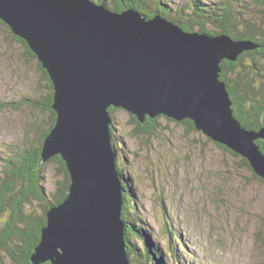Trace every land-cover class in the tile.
<instances>
[{
    "label": "water",
    "instance_id": "1",
    "mask_svg": "<svg viewBox=\"0 0 264 264\" xmlns=\"http://www.w3.org/2000/svg\"><path fill=\"white\" fill-rule=\"evenodd\" d=\"M0 21L24 40L53 83L56 125L40 165L61 156L66 200L47 212L32 264H131L121 212L110 108L142 124L191 120L210 140L246 159L264 181L263 127L235 117L222 63L258 46L185 32L161 16L114 12L92 0H0Z\"/></svg>",
    "mask_w": 264,
    "mask_h": 264
},
{
    "label": "rangeland",
    "instance_id": "2",
    "mask_svg": "<svg viewBox=\"0 0 264 264\" xmlns=\"http://www.w3.org/2000/svg\"><path fill=\"white\" fill-rule=\"evenodd\" d=\"M166 1L176 10L191 8L193 0ZM249 1L233 0L234 14L244 8L245 19L261 22L260 9ZM48 94L38 60L0 24V173L4 158L25 143L36 144L47 129L49 112L34 108L33 101L45 104ZM111 120L120 143L119 168L133 184L123 183L131 200L133 194L130 220L150 234L153 244L167 253L176 248L181 261L190 264H264V183L239 155L162 116L158 132L148 139L135 138L129 113L120 110ZM45 164L44 186L52 193L59 168Z\"/></svg>",
    "mask_w": 264,
    "mask_h": 264
},
{
    "label": "trees",
    "instance_id": "3",
    "mask_svg": "<svg viewBox=\"0 0 264 264\" xmlns=\"http://www.w3.org/2000/svg\"><path fill=\"white\" fill-rule=\"evenodd\" d=\"M103 5L111 11L122 12L126 9H134L147 19L161 16L169 22L179 25L185 32H199L212 37L226 35L233 40L250 41L258 47L250 52L243 53L236 62L224 61L222 63L221 79L227 85L233 102L235 117L242 126L248 130L258 131L263 127L264 116V0L255 1L262 21L254 23L252 19H245L242 10L234 14L233 0H221L219 4L209 6L202 0H193L191 8H179L174 10L166 0H92ZM240 7L245 3H240ZM0 24L7 27L2 21ZM8 28V27H7ZM9 29V28H8ZM11 32V30L9 29ZM12 33V32H11ZM14 36V35H13ZM18 41L27 51V54L37 60L36 56L27 46L26 42L19 37ZM39 69L49 84V94L45 104L33 101V107L45 109L49 112L47 129L41 131L40 139L36 144L25 143L24 147L12 151V154L3 159L0 173V263L8 258L10 264H32L30 256L41 238V231L47 224V212L63 203L70 193L71 180L66 164L61 156L52 158L49 162L55 163L59 168V180L56 189L49 193L44 186V169L46 164L40 165L43 144L51 130L56 125L57 114L53 110V85L48 73L38 62ZM10 106L9 104H7ZM121 109L110 108L109 114L113 115ZM136 125L133 131L135 138L148 139L158 132L161 127L157 117L148 118L145 124L140 123L130 115ZM170 120V119H168ZM113 124V123H112ZM182 125L192 131H197L191 120H185ZM113 126V125H112ZM115 127H112V139L114 150L119 155L120 143L115 142ZM198 132V131H197ZM218 147L238 156L223 145L216 143ZM264 154V141L259 140ZM121 151V150H120ZM117 170L122 182L125 204L121 212L124 224L127 253L131 264H190L186 260L181 261L176 248H170L169 252L153 244L151 236L146 232L133 216L134 204L130 194L126 191L124 182L133 186L132 179L123 174L122 167ZM245 167L252 170L249 162L242 158ZM121 164V163H120ZM253 172V170H252ZM254 176L262 183L264 181ZM136 194L134 193V197ZM137 216V215H136ZM171 235H173L171 233ZM182 243V241H181ZM185 244H182V247ZM186 248V247H185ZM187 249V248H186ZM188 251V250H187ZM50 264V263H45Z\"/></svg>",
    "mask_w": 264,
    "mask_h": 264
},
{
    "label": "bare ground",
    "instance_id": "4",
    "mask_svg": "<svg viewBox=\"0 0 264 264\" xmlns=\"http://www.w3.org/2000/svg\"><path fill=\"white\" fill-rule=\"evenodd\" d=\"M49 76V75H48ZM50 78V77H49ZM51 81V80H50ZM51 83H52V81H51ZM52 85H53V83H52ZM53 99H54V88H53ZM113 125V124H112ZM110 126V131L112 130V127L113 126ZM112 152H113V154H114V156L116 157V164H117V154H116V152H115V150H114V148L112 147ZM251 167V166H250ZM117 172H118V170H117ZM118 175V177L120 178V176H119V173L117 174ZM121 180V179H120ZM121 185H122V182H121ZM122 189H123V187H122ZM123 223V222H122Z\"/></svg>",
    "mask_w": 264,
    "mask_h": 264
},
{
    "label": "clouds",
    "instance_id": "5",
    "mask_svg": "<svg viewBox=\"0 0 264 264\" xmlns=\"http://www.w3.org/2000/svg\"><path fill=\"white\" fill-rule=\"evenodd\" d=\"M163 117V116H162ZM166 118V117H165ZM171 120V119H170Z\"/></svg>",
    "mask_w": 264,
    "mask_h": 264
}]
</instances>
